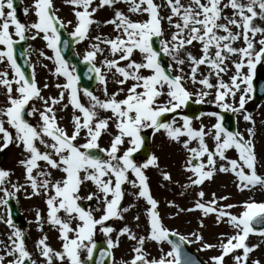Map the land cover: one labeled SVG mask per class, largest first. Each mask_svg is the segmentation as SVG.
I'll return each mask as SVG.
<instances>
[{"label": "snow or ice", "instance_id": "6c2138e0", "mask_svg": "<svg viewBox=\"0 0 264 264\" xmlns=\"http://www.w3.org/2000/svg\"><path fill=\"white\" fill-rule=\"evenodd\" d=\"M65 3L74 9L76 24L70 35L76 38V42L88 39L91 26L100 24L93 17L101 8L114 9V18L104 23L113 25L118 34L114 38L95 36L93 39L96 42L84 55V60L92 65L90 71L104 86V99L85 88L83 95L89 98V103L85 105L81 101L79 76L75 74L74 66H70L62 55L60 29L65 24L56 15L53 0H34L32 7L36 20L31 24L18 19L14 0H0V64L8 66L0 70V87L4 90L6 101L0 107V151L15 144L26 154L18 161L24 168L25 184L12 183V172L0 168V193H3L0 205L7 207L9 198L21 189L27 191L29 187L34 195L43 193L47 196V219L51 225L58 227L62 248H52L47 243V235H43L36 242V248L44 258L43 264H90L94 251L98 249L94 240L97 226L108 238L107 249L99 251L100 259L96 264H105L106 258L113 259L115 264L111 250L119 247L120 237L125 235L135 241V246L131 259L121 261V264H200L184 251L185 243L194 242L200 243L203 250L219 248L220 254L210 257L212 264H225L226 257L230 255L233 264H249V254L259 245L249 246L246 241L253 233L264 236V202L245 201L240 206L243 210L233 214L231 209L237 205L220 204L229 197L217 198L212 193V199L205 201V192L201 190L197 193L194 207L181 208L177 215L179 212L196 210H200L203 217L214 214L218 224L228 223L234 233L221 234L218 244L205 242L199 232H192L190 239L164 224L159 202L151 193L145 170L149 167L159 168V157L152 154L145 162L138 163L134 154L144 146L143 133L146 129H151L153 134L163 132L169 140L182 144L188 153L184 171L191 175L187 177L188 183L181 185L182 188L201 186L217 172L234 174L240 191L256 186L264 188V175L257 171L260 162L252 139L255 136L254 127L246 129L249 137L246 138L239 130L230 131L223 124V117L216 112L201 113V116L217 117V122L210 128L202 123L198 128L194 127L193 118L187 115L179 117L182 123H178L176 116L167 119V114H178V110L187 106L194 95V102L201 104L214 92L213 102L217 107L242 113L244 121L255 125L245 105L255 95L257 65L264 63V0H188L187 4L182 0H165L164 5L154 0H98V3L97 0H65ZM120 3L128 5V13L146 15L147 19H131L130 15L116 8ZM163 6L170 9V15H160ZM227 9L231 10L230 15L226 14ZM28 11L24 9L25 14ZM165 19L175 29L170 39L162 38L165 34L162 21ZM28 31L35 32L32 39L43 34L47 47L54 52L55 75L66 78L65 83L55 85L61 89L56 97H45L38 86L35 72L31 77L26 76L17 63L14 46L18 41L14 36L23 41L27 39ZM154 38L159 42V49L154 46ZM240 41L243 46H237ZM194 42L201 45L199 57L189 51V46ZM63 44L67 48L68 41H63ZM101 44L108 46L113 57L106 59L103 67L113 74V82L120 85L119 90L111 94L108 93L107 75L93 63L97 54L104 52ZM137 52L141 56L139 61L133 58ZM162 53L171 56L177 66L175 72L171 65L165 67L162 64ZM121 61L126 62L124 66H121ZM185 65L189 67L187 73L184 71ZM201 66H207V74L200 72ZM232 69L234 73L225 81L224 76ZM186 80L193 85L199 84L201 90L195 94L189 91ZM129 81H132L131 86L125 88ZM48 87L47 83L43 85L45 89ZM66 93L68 103L63 104V108L71 105L74 109L71 133L60 126L56 112ZM121 93L124 94L123 98H118ZM164 97L166 99L162 100ZM34 100L44 105L42 110L32 106L27 113L29 116L39 114L40 123L36 126L25 118L26 106ZM100 111L110 112L111 115L101 117ZM110 125H114L116 133L112 136L110 147L101 149L99 141L102 135L109 132ZM82 133L86 134V142L78 144ZM206 138L213 140V147H209ZM193 142H196V147L191 146ZM92 149H99L106 153V157L93 154ZM229 150H235L238 158H228L226 153ZM51 170L62 173V176L59 179L53 177ZM129 174L135 179H130ZM162 177L164 181L172 182V175L168 171H162ZM89 181L96 186L97 192L89 193L86 199H95L102 204V208L86 210L79 203L83 199L80 196L81 188ZM126 183L138 189L134 195L145 199L149 206L146 211L148 231L146 235L137 236L128 226H124L113 239L111 234L116 230L106 226L105 222L113 218L123 220L124 213L130 210L129 207H121L125 197L122 186ZM9 184L11 190L7 186ZM169 205L176 207L171 201ZM94 211L102 212V215L96 218ZM61 212L66 218L61 217ZM36 218L40 223L39 211ZM135 219L138 221L140 217L136 216ZM73 221H77L75 227ZM0 222L11 229L7 242L0 241V264H37L26 246V233L14 224L11 214L0 216ZM199 223L200 227L204 226L203 219ZM256 226H260L259 229ZM172 236L178 239L173 240L170 238ZM147 240L157 244L167 243L170 249L165 251L161 247L160 255L150 258L145 250ZM241 250L242 254L234 255ZM251 264H260V261H252Z\"/></svg>", "mask_w": 264, "mask_h": 264}, {"label": "rangeland", "instance_id": "374dc122", "mask_svg": "<svg viewBox=\"0 0 264 264\" xmlns=\"http://www.w3.org/2000/svg\"><path fill=\"white\" fill-rule=\"evenodd\" d=\"M157 4L164 5L165 0H154ZM183 3L187 4L188 0H182ZM226 2V0H225ZM34 0H21V7L17 10V17L20 19L22 23L31 24L35 22L36 16L34 9L32 7ZM98 3V0H97ZM54 8L56 9V15L60 18L61 21L64 22L65 28L68 33H72L74 31V26L76 24V18L74 16L73 6L65 3V0H53ZM29 9L28 13H24V9ZM116 8L125 12V14L130 15V18L133 20H144L147 19L146 15L139 14H130L128 13V5L124 3H120L116 5ZM170 9L166 6L161 7L160 15L168 16L170 15ZM226 14H231V10L227 9ZM94 19L100 21L99 25H92L90 28L89 38L76 43L75 49L76 52L80 55L81 58H84V55L87 51L91 50V45L96 41L93 39L95 36L99 35L101 37L106 38H114L118 33L114 30V26L111 24H105L104 21L110 20L114 18V9L104 7L101 8L93 17ZM71 21L72 23H68ZM175 22V18H174ZM257 23H260L257 21ZM162 26L165 30L163 39H170L171 32L175 31L172 28L168 21L165 19L162 21ZM235 31V29H233ZM35 35L34 31L26 32V37L28 40V44L26 47L27 59L33 71L35 72L36 80L38 86L42 88V94L45 97H56L58 96L61 89H57L55 87L56 84H63L66 82V78L60 75H55V60H54V52L52 49L47 47V41L43 39V34L36 36L35 39L31 37ZM259 38V37H258ZM14 39H18V37L14 36ZM237 46H243L242 41L237 42ZM101 47L104 49L102 54H97V57L93 63H95L96 67H100L102 72L107 75V88L108 93L111 94L119 90L120 85L113 82L114 76L112 73L108 72L106 67H103V62L106 59H112V55L108 49L107 45L101 44ZM259 47V46H257ZM201 45L198 42H194L192 46H189V51L192 52L193 55L199 57L201 55L200 52ZM43 53V55H41ZM183 56V53L181 54ZM168 61V64L172 66L173 71L175 72L176 64L172 60L171 56L165 55ZM46 57H53V59H47ZM134 59L139 61L141 59L140 54L134 53ZM232 59L238 60L239 57H233ZM126 62L121 61V66H124ZM71 66V65H70ZM7 64H0V70H5L7 68ZM231 67V65L229 66ZM184 71L187 73L189 71L188 65L184 66ZM209 69L207 66H201L200 72L207 74ZM245 71H247L245 69ZM10 78H11V70ZM234 73V69H232L226 76H224L225 81L229 80V77ZM145 74H148L145 72ZM264 76V63L257 65L256 69V77ZM255 77V78H256ZM118 78V77H117ZM47 83L49 85L48 88H43V85ZM132 81H129L127 85L124 87H130ZM185 85L189 91L194 94L201 90V86L199 84L193 85L190 81H185ZM104 86L98 83V86L92 91L94 95L99 96L101 99H104ZM123 93H121L120 97L123 98ZM81 101L88 105L89 98L83 95V91L80 92ZM166 99V97L162 98V100ZM196 96H193L191 100L194 102ZM239 95H237L236 101L238 106ZM214 101V92L205 98V102L203 107L205 108L203 113L216 112L220 113L223 109L216 106ZM5 93L2 87H0V107L5 105ZM68 103L67 93L65 96V100L62 102L60 106L57 107V118L61 127L66 128L69 133L72 131V116L74 114V109L69 105L67 109L63 108V104ZM195 103V102H194ZM198 104V103H197ZM32 106L36 107L39 110H42L44 105L41 101L34 100L30 102L29 109L32 110ZM245 109L247 112H250L255 120V125H252L249 122L243 120L242 113H236L237 115V130L241 131L245 134L246 138L248 137L246 129L249 127H254L255 136L252 137L255 144V151L257 154V158L259 160L258 165V174H264V101L261 103H257L255 99H251L245 105ZM231 112V111H230ZM75 114H79L76 112ZM101 117L111 115L110 112H99ZM186 115V108L184 107L181 110H178V114H167V119H172L173 116H176L178 123H182V120L179 119L180 116ZM193 118V126L199 127L201 123L206 127L210 128L213 124L217 122V117L208 116V115H200V119ZM34 126L40 123L39 114H33L31 118V122ZM7 127V125H6ZM13 131V129H10ZM116 133L114 125H110L109 132L107 134L102 135L99 144L101 149H107L110 147V141L112 136ZM150 136L151 142V154H155L159 157V168L149 167L145 170V174L149 178V186L151 193L155 199L159 202V211L161 217L163 219L164 224L171 230L179 233L180 235L188 236L190 239L192 232H199L203 235L205 242L211 244H218L221 234L232 235L234 233V229L225 222L217 223L215 215H209L208 217H203V214L200 210L188 212H177L179 209H188L193 208L195 205V201L198 199L197 193L199 191L205 192L204 200L208 201L212 199V193L216 194V197L219 198L221 196L229 197L226 201H220L221 205L226 204H234L237 205L236 208L231 209L233 214H238L243 209L240 207L245 201L254 200L255 202H264V188L260 186H256L251 190L240 191L237 187L238 180L232 173H221L217 172L215 176L201 186H194L192 188L184 189L181 187L183 184H187V177L191 175L184 171V166L186 163V159L188 153L185 149H183L182 144L176 143L174 141L169 140L165 133H155L151 129H146L143 133ZM184 139V138H182ZM209 147H213V140L211 138H206ZM86 142V134L82 133L81 137L78 138L77 143L83 144ZM192 147H196V142L191 144ZM43 149V146H40ZM6 152V158L0 164V168H4L10 170L12 172L11 181L12 183L25 184V175L24 168L20 166L18 161L22 159L26 154L23 153L22 148L16 147L15 144L9 145L6 149H3ZM138 153V152H137ZM136 154V153H135ZM134 157L138 163H143L149 157ZM226 155L228 158H238V154L235 150H229ZM106 157L105 156L103 158ZM219 164V161H218ZM43 166V163H42ZM53 172V177L59 179L62 176V173L57 172L55 170H51ZM162 171H168L172 175V182L164 181L162 177ZM130 175V179H135L132 174ZM178 181V183H177ZM11 190V185H7ZM125 190V197L121 201V207H129V211L124 213V219H115L113 218L110 221L105 222L106 226L113 227L116 231L111 234L113 239L119 233V230L124 226H128L133 232L137 234V236L146 235L148 231V217L146 214L147 202L143 198H138L134 195V193L138 192V189L132 187L131 184H125L122 186ZM97 192L96 186L92 182H86L80 191V196L83 198L79 203L82 207H85L87 210L91 208L95 210L96 208H102V204H99L95 199L89 201L86 199L89 193ZM183 193V195H181ZM3 193H0L2 196ZM30 197V198H28ZM17 204L20 207L22 212V216L24 222L20 225H16L21 230L26 233L25 240L26 246L29 251L33 255V259L37 260V264H43V257L40 256L39 250L36 248V242L43 236L47 235L48 240L47 243L56 250H61L62 241L59 236V230L57 226H53L48 222L47 219V205L45 203L47 196L43 193L40 195H34L32 193L31 188H27V191L21 189L20 192L16 193L13 197ZM174 202L176 207H171L169 202ZM39 211L41 213V222H37L36 213ZM8 215L7 207L4 205H0V216L6 217ZM62 218H66L63 212L60 213ZM93 215L96 218H99L102 215V212L94 211ZM136 216H139L140 219L137 221L135 219ZM203 219V227H200V220ZM73 226L75 227L77 221H73ZM42 225V231H41ZM11 229L7 227L6 224L0 222V241L7 242V236L10 234ZM107 238L101 231H99V226H97V231L94 237V240L103 239L107 241ZM191 247L198 252L208 264H212L210 257L216 256L220 254L219 248H213L208 250H203L200 243H190ZM249 246L259 245L255 250L249 254V261L259 260L260 264H264V236H260L258 234H251L248 237ZM135 246V241L128 239V237L121 236L119 247L113 249L114 252V261L115 264H121V261L130 260L132 256V248ZM2 247V246H0ZM164 248L165 251L170 249V246L167 243L157 244L151 240H147L145 242V250L150 254V258L158 257L160 255V248ZM242 254V250L234 253ZM113 264V260H112ZM225 264H233L232 256H228L225 259Z\"/></svg>", "mask_w": 264, "mask_h": 264}, {"label": "water", "instance_id": "95a60500", "mask_svg": "<svg viewBox=\"0 0 264 264\" xmlns=\"http://www.w3.org/2000/svg\"><path fill=\"white\" fill-rule=\"evenodd\" d=\"M14 6L17 8L20 6V0H14ZM61 32V51L64 59L75 66V72L76 75L79 76V88L82 89H88L89 91H92L93 88L96 87L98 83V79L96 78V74L92 71H90L91 64L85 60H81L80 57L75 53V43L76 38L69 36L66 32L65 28L60 29ZM68 41L67 48L64 47L63 41ZM156 41L154 46L159 49V42L154 38ZM27 41L26 39L23 41L18 40V42L15 44V56L17 58V63L21 66V69L25 72L26 76L31 77V71L30 67L28 65V62L26 60L25 55V47H26ZM162 64L167 67V61L164 57V54L161 55ZM255 97L257 102H261L264 100V77H258L255 82ZM188 109L189 113L193 115H200L202 112V108L200 106L194 105L193 103H188ZM28 113V106H26V113L25 118L30 121V116L27 115ZM221 116L223 117V124L230 130L234 131L236 130V117L235 114L228 113L226 111L221 113ZM93 154L101 156L100 153H97L94 149L90 150ZM5 157V152L0 151V163L3 161ZM9 212L11 214V217L13 221L16 224L22 223V217L19 210L18 205L15 203V201L12 198H9ZM257 229H259L260 226H256ZM173 240L178 239L177 236L170 237ZM98 249L94 251V259L90 264H96V261L100 259L99 251L106 250L107 244L104 241H97ZM184 251L189 254L194 259L198 260L200 264H206V262L194 251H192L188 245V243H185L184 245ZM105 264H111V259L106 258ZM250 264V263H249Z\"/></svg>", "mask_w": 264, "mask_h": 264}, {"label": "bare ground", "instance_id": "6f19581e", "mask_svg": "<svg viewBox=\"0 0 264 264\" xmlns=\"http://www.w3.org/2000/svg\"><path fill=\"white\" fill-rule=\"evenodd\" d=\"M250 235H251V234H250ZM250 235H249V236H250ZM246 243H248V239H247Z\"/></svg>", "mask_w": 264, "mask_h": 264}]
</instances>
